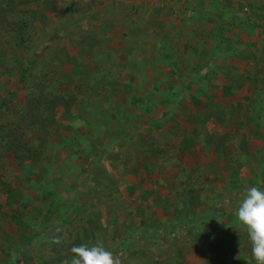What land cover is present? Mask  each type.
<instances>
[{"label":"rangeland","instance_id":"1","mask_svg":"<svg viewBox=\"0 0 264 264\" xmlns=\"http://www.w3.org/2000/svg\"><path fill=\"white\" fill-rule=\"evenodd\" d=\"M37 84L75 105L0 113L17 221L0 220V264L98 240L122 264H256L236 211L264 187V0H0V98L36 102Z\"/></svg>","mask_w":264,"mask_h":264},{"label":"trees","instance_id":"2","mask_svg":"<svg viewBox=\"0 0 264 264\" xmlns=\"http://www.w3.org/2000/svg\"><path fill=\"white\" fill-rule=\"evenodd\" d=\"M26 68L27 69H25V70L28 71L30 68H32V66L29 64V65H26ZM7 76H8L7 77V81L8 80L11 81V79L13 78L12 81L14 82L13 83L14 86L20 87L19 84H21V85L23 84V86L25 87V90L28 87L27 84H29V82L26 79L27 76H26L25 73H23V72H20V73L19 72H16L15 73V72L9 71L7 73ZM55 82L61 83L59 80H56ZM37 85H35V86H37ZM43 92H44V85L39 84L38 85L37 95H34V97H33V100L36 97V100H35L36 102L30 101L28 99L24 102L23 100L17 101L16 98L15 99L14 98H10L9 100H5V99L0 98V113L3 114V113H6V112H9L11 110L14 111V110H16L18 108L17 106H19V107L20 106H23V107H26V113H28V114H24V115H26L27 118L28 117L31 118L30 122L33 121L34 118H36V122L37 123H40V121H38L37 115L40 116L41 113L44 114L45 113L44 111L51 110V109H56V111H57V110H59V107L60 106H63L64 109H66V110H68V109L70 110V107H72L73 105H75L76 96H74V95H71V96H68L67 97V98H71V101L66 102V103H62V101H63L62 99H66V98H63L64 95H61V96L59 95V98H58L57 97L58 96V93L56 91H54L51 94V96L49 97V99L47 100ZM29 109H31V110H29ZM69 114H70V112L68 113V115ZM21 118L23 119V117H21ZM48 119H49V117L45 118V120H48ZM2 129L3 128L0 129V144L3 143L5 145H8L9 146V149L7 151H5V152L7 154H10L11 152H13L15 150V147L13 145L14 144L13 142L16 140V137H10V135H11L10 133L12 131L9 132V131L2 130ZM9 129H11V128H9ZM68 142L70 143V145H72L74 143L73 140H69ZM24 146H25L24 144L21 145L20 148H19V150H18V152H20V153L23 154L24 151H25V149L24 150H21V148L24 147ZM2 152L4 153L3 150H2ZM23 158L24 159H22V160H28L29 159V157L26 158V156H24ZM89 160H90V157L86 159V164L89 163ZM11 198L12 197L9 194H7L5 196V202H3L2 205H1V207H0V220H5V221L9 222L11 225H15L17 221L15 222L13 220L16 218V215L15 214L9 215V213L3 209L5 206L7 208L10 207L9 209H11V210L14 209L13 200H11ZM51 204H52L51 202L49 204H47L46 211L45 212L47 214L48 219H50V221H53L56 218H58V216H57V213L51 211L52 210V205ZM24 210H25V206L20 207L19 212H20L21 216L24 215ZM174 231H177V232L179 231L183 235L185 233H188L189 232V230L184 229L182 221L179 222V224L177 225V227H175ZM57 237H59V235H56L55 236V238H57ZM53 240L49 244V248L50 249H49V252L48 253H49L50 257L53 256V255H55V256H59L60 255V252L58 250H56L57 244L53 243ZM30 244H31V242L27 246V249H29V250H31ZM23 258H25V257L24 256L21 257V259H23ZM9 259H10V262L12 264H15V263H17V261H19V260L16 259V255H14V254L9 255Z\"/></svg>","mask_w":264,"mask_h":264},{"label":"clouds","instance_id":"3","mask_svg":"<svg viewBox=\"0 0 264 264\" xmlns=\"http://www.w3.org/2000/svg\"><path fill=\"white\" fill-rule=\"evenodd\" d=\"M236 218L247 233L256 264H264V187L251 186L247 189L239 202ZM63 242V237L53 240L57 245ZM70 252L72 258L65 260L64 264H122L121 256L107 250L100 240L91 246L74 245Z\"/></svg>","mask_w":264,"mask_h":264},{"label":"crops","instance_id":"4","mask_svg":"<svg viewBox=\"0 0 264 264\" xmlns=\"http://www.w3.org/2000/svg\"><path fill=\"white\" fill-rule=\"evenodd\" d=\"M159 1V0H158ZM186 8V10H188V11H191L192 10V8L190 7V8H188V7H184L183 9H185ZM185 11V10H184ZM191 14H192V12H191ZM200 31V30H199Z\"/></svg>","mask_w":264,"mask_h":264}]
</instances>
